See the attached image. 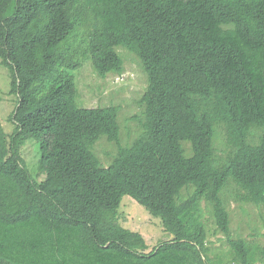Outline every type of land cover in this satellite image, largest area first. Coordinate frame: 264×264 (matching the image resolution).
<instances>
[{
    "label": "trees",
    "instance_id": "obj_1",
    "mask_svg": "<svg viewBox=\"0 0 264 264\" xmlns=\"http://www.w3.org/2000/svg\"><path fill=\"white\" fill-rule=\"evenodd\" d=\"M146 73L141 132L121 144L120 108L79 106L72 70ZM0 62L18 97L0 122V264H264L234 236L230 205L264 207V0H0ZM117 147L105 166L102 139ZM39 151L36 182L21 151ZM129 196L173 238L150 249L119 223Z\"/></svg>",
    "mask_w": 264,
    "mask_h": 264
},
{
    "label": "rangeland",
    "instance_id": "obj_2",
    "mask_svg": "<svg viewBox=\"0 0 264 264\" xmlns=\"http://www.w3.org/2000/svg\"><path fill=\"white\" fill-rule=\"evenodd\" d=\"M118 54L125 62V72L121 76L109 75L100 78L92 67L91 60L83 61V65L72 70L76 77L79 90L77 102L80 107L87 109L120 108L119 124L121 128V144L131 143L141 132L139 121L132 118H142L143 107L139 104L147 90L148 80L139 60L130 52L118 48ZM11 72L0 64V122L8 135L15 129L12 119L18 97L11 93ZM34 140H29L21 154L27 168L35 180L42 175L38 169L39 151H35ZM36 144V143H35ZM95 152L101 162L108 166L117 152V147L102 138L96 145ZM231 229L234 236H240L250 241L264 244V207L253 205H230ZM204 222L208 231V246L211 257L224 264H232V249L226 242L225 235L216 231V224L207 209L204 210ZM119 223L126 229L142 234L150 249L170 241L173 236L163 230L161 220L152 217L134 199L125 196L119 208Z\"/></svg>",
    "mask_w": 264,
    "mask_h": 264
},
{
    "label": "clouds",
    "instance_id": "obj_3",
    "mask_svg": "<svg viewBox=\"0 0 264 264\" xmlns=\"http://www.w3.org/2000/svg\"><path fill=\"white\" fill-rule=\"evenodd\" d=\"M0 64H1V62H0ZM12 79V78H11ZM11 83H12V80H11ZM22 152V151H21ZM23 159H24V157H23ZM39 176V179L38 180H35L34 178V180L36 181V182H38V183H41V182H43L44 180H45V178H46V176H43V175H38Z\"/></svg>",
    "mask_w": 264,
    "mask_h": 264
}]
</instances>
